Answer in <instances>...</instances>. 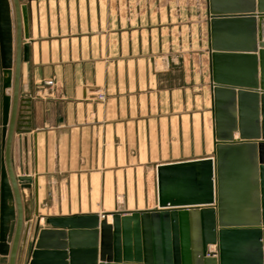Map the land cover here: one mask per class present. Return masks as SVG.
Instances as JSON below:
<instances>
[{
  "label": "crops",
  "instance_id": "obj_1",
  "mask_svg": "<svg viewBox=\"0 0 264 264\" xmlns=\"http://www.w3.org/2000/svg\"><path fill=\"white\" fill-rule=\"evenodd\" d=\"M249 2L219 0L218 7L237 9ZM22 4L28 47L21 87L27 93L19 101L12 162L17 176H29L19 180L29 184L22 191L29 225L17 259L28 264L41 230H68L49 219L86 223L80 219L96 215L112 223L115 213L156 209L157 165L213 156L216 83L210 0ZM253 13L258 21L257 9ZM248 30L228 29L224 37L247 41ZM261 31L264 39V18ZM222 68L228 78L250 79L246 56L225 58ZM3 78L0 62V163ZM226 86L263 93L260 87ZM80 251L77 264H90L86 247ZM41 260L56 264L60 258ZM65 261L71 264L69 257ZM96 262H104L99 250Z\"/></svg>",
  "mask_w": 264,
  "mask_h": 264
},
{
  "label": "water",
  "instance_id": "obj_2",
  "mask_svg": "<svg viewBox=\"0 0 264 264\" xmlns=\"http://www.w3.org/2000/svg\"><path fill=\"white\" fill-rule=\"evenodd\" d=\"M218 6L219 0H210L216 83L214 155L157 165L156 209L115 213L112 223L106 218L99 221L96 215L80 219L89 220L86 223L72 218L49 219L68 230H41L28 264H52L41 260L51 254L59 256L56 264H66L67 257L71 264H77L82 247L90 254V264H97L98 250L100 261H104L99 264H264V0H250L237 9ZM256 9L258 21L253 13ZM25 10L22 0H0L4 73L0 255L7 258V264H17L22 234L29 225L25 224L29 218L22 192L29 184L19 183L29 176H17L12 162L19 101L27 93L21 87L22 60L27 59L28 47L22 24ZM242 25L249 29L247 41L224 37L225 30ZM258 47L259 56L255 53ZM245 56L250 60V79L222 74L225 58L238 61ZM226 85L260 87L263 93L259 97L256 91L236 92ZM6 89L10 91L6 93ZM235 130L237 138L232 136ZM81 227L84 229H78ZM212 244L217 245V256L208 251Z\"/></svg>",
  "mask_w": 264,
  "mask_h": 264
},
{
  "label": "built area",
  "instance_id": "obj_3",
  "mask_svg": "<svg viewBox=\"0 0 264 264\" xmlns=\"http://www.w3.org/2000/svg\"><path fill=\"white\" fill-rule=\"evenodd\" d=\"M99 98H100V99H103V95H102V94H99Z\"/></svg>",
  "mask_w": 264,
  "mask_h": 264
},
{
  "label": "rangeland",
  "instance_id": "obj_4",
  "mask_svg": "<svg viewBox=\"0 0 264 264\" xmlns=\"http://www.w3.org/2000/svg\"><path fill=\"white\" fill-rule=\"evenodd\" d=\"M11 229H12V228H11ZM216 250H217V247H215L214 252H217ZM214 252H212V253H214ZM5 264H7V263H5Z\"/></svg>",
  "mask_w": 264,
  "mask_h": 264
},
{
  "label": "bare ground",
  "instance_id": "obj_5",
  "mask_svg": "<svg viewBox=\"0 0 264 264\" xmlns=\"http://www.w3.org/2000/svg\"><path fill=\"white\" fill-rule=\"evenodd\" d=\"M213 245V244H212ZM211 246V245H210ZM215 246V245H214Z\"/></svg>",
  "mask_w": 264,
  "mask_h": 264
}]
</instances>
